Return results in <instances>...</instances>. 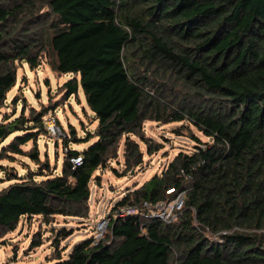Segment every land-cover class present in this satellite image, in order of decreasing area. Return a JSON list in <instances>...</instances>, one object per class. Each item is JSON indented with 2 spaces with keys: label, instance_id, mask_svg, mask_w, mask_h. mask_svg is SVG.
Returning a JSON list of instances; mask_svg holds the SVG:
<instances>
[{
  "label": "trees",
  "instance_id": "16d2710c",
  "mask_svg": "<svg viewBox=\"0 0 264 264\" xmlns=\"http://www.w3.org/2000/svg\"><path fill=\"white\" fill-rule=\"evenodd\" d=\"M44 27L53 32V69L73 76L63 87L69 96L82 88L98 124L85 138L72 128L55 174L37 146L53 107L0 121V161L27 156L38 169L20 175L0 164L9 182L0 190V244L24 218H86L95 173L122 143L126 175L144 163L137 139L149 155L163 148L146 137V121L189 122L212 144L197 139L195 151L179 152L112 208L184 193L177 220L112 217L103 240L55 264H264V0H0V111L18 68L40 66ZM90 139L84 151L70 148Z\"/></svg>",
  "mask_w": 264,
  "mask_h": 264
},
{
  "label": "rangeland",
  "instance_id": "374dc122",
  "mask_svg": "<svg viewBox=\"0 0 264 264\" xmlns=\"http://www.w3.org/2000/svg\"><path fill=\"white\" fill-rule=\"evenodd\" d=\"M48 0H39L46 3ZM50 14L46 6L43 11ZM41 32L42 58L40 66L31 69L24 64L18 68L17 85L9 92L7 106L0 111V121L5 118L14 119L21 115L27 118L33 111H39L51 106V113L56 114L62 130L60 138L49 135L40 136L37 146L41 160H49L55 174L62 170L63 159L66 153V140L70 139L72 128L77 136L85 138L87 132H93L97 127L93 112L89 109L84 92L80 87L77 95L69 96L63 87L73 76L61 75L53 69L56 54L51 47L52 31L44 27ZM210 103V102H208ZM7 116V117H6ZM146 137L152 139L163 148L156 154L149 155L146 145L139 139L144 152V163L141 167L125 174L124 144L122 143L119 157L108 163L107 167L95 173L99 179L91 182L90 211L86 218L55 216L45 222L41 217L24 218L17 228L5 235L0 244V264H55L61 255L68 258L73 248L88 239L95 233L96 223L105 216H111L113 207L128 193L136 190L154 175L161 173L179 152L191 153L198 141L212 144V139L206 137L189 122L158 123L146 121L144 123ZM10 136L2 146L10 143L15 136ZM96 139L81 143H70V148L80 151L90 147ZM36 145L33 141L22 146L25 152H30ZM16 159H3L0 164L8 170H15L20 175L38 172L37 165L27 156H15ZM15 168V169H13ZM41 177H37V180ZM9 185L4 172L0 171V190ZM70 231L66 237H60V231ZM59 244L56 246V240ZM41 240L39 247L34 242Z\"/></svg>",
  "mask_w": 264,
  "mask_h": 264
},
{
  "label": "built area",
  "instance_id": "2783aa9c",
  "mask_svg": "<svg viewBox=\"0 0 264 264\" xmlns=\"http://www.w3.org/2000/svg\"><path fill=\"white\" fill-rule=\"evenodd\" d=\"M45 127L47 135L53 138H60L62 130L58 124L56 114L50 113L45 118ZM76 164L81 163V158L73 160ZM184 193L179 194L172 201L151 202L144 201L140 204L119 206L111 216H105L96 223L95 233L93 235L94 243L106 237L109 225L113 218H124L127 216H138L147 221L159 220L166 224H171L177 220L184 208Z\"/></svg>",
  "mask_w": 264,
  "mask_h": 264
}]
</instances>
